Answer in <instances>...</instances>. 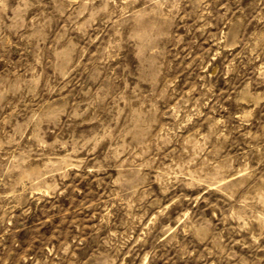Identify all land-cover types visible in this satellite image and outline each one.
I'll use <instances>...</instances> for the list:
<instances>
[{
    "label": "rangeland",
    "instance_id": "rangeland-1",
    "mask_svg": "<svg viewBox=\"0 0 264 264\" xmlns=\"http://www.w3.org/2000/svg\"><path fill=\"white\" fill-rule=\"evenodd\" d=\"M0 264H264V0H0Z\"/></svg>",
    "mask_w": 264,
    "mask_h": 264
}]
</instances>
